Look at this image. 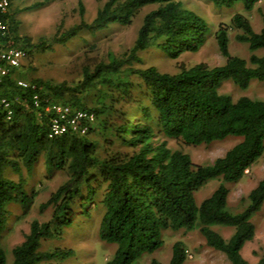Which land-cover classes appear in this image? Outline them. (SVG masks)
I'll return each instance as SVG.
<instances>
[{
    "label": "trees",
    "instance_id": "obj_1",
    "mask_svg": "<svg viewBox=\"0 0 264 264\" xmlns=\"http://www.w3.org/2000/svg\"><path fill=\"white\" fill-rule=\"evenodd\" d=\"M204 1L218 9L241 4L251 11L261 0ZM78 6L83 16L82 0ZM148 6L155 8L143 16L131 50L88 58L77 82L28 79L26 73L15 75L18 68L0 82V101L6 99L11 111L8 114L0 107V238L9 228L10 208L18 205L26 213L35 201L24 171L31 175L43 163L48 178L57 173L67 176L41 206L42 210L52 208L50 220L32 221L24 241L11 251V264H57L70 258L72 250H44L43 243L62 238L78 216H89L91 205L103 208L99 239L114 247L106 264H136L164 247L167 232L179 231L199 232L206 245L224 254L230 264H264V256L250 263L242 255L256 234L253 219L264 211V178L242 200L241 211H232L228 204V185L238 183L264 154V100L234 99L223 91L227 82L241 90L253 81L264 82V16L259 32L243 14L231 19L236 40L248 45L249 60L230 54L229 28L220 25L214 36L225 64L183 65L176 74L132 65L142 62L139 54L150 47L177 59L203 45L210 26L182 0H107L90 23L82 19L73 27L59 29L53 42L76 48L79 41L85 42L81 33L95 36L111 25H129ZM9 10L0 12V22L6 25V31H0V45L24 49L27 57L34 49L53 50L42 40L35 43L21 36L19 22ZM20 80L28 87L20 86ZM91 97L96 100L93 105L88 103ZM57 104L102 118L100 125L114 136L107 139L109 144L125 151L116 149L100 158L97 143L90 139L93 128L85 135L68 132L50 138L53 112L46 109ZM159 136L193 146L230 138L237 143L213 162L197 164ZM9 172L18 181L8 177ZM211 181L219 183L217 188L198 200L200 190ZM216 227L232 229L233 234L226 239ZM187 256L185 245L178 241L168 264H185ZM0 264H9L1 245ZM150 264L163 263L152 258Z\"/></svg>",
    "mask_w": 264,
    "mask_h": 264
},
{
    "label": "rangeland",
    "instance_id": "obj_2",
    "mask_svg": "<svg viewBox=\"0 0 264 264\" xmlns=\"http://www.w3.org/2000/svg\"><path fill=\"white\" fill-rule=\"evenodd\" d=\"M84 6L83 16L80 13L78 0H12L10 13L19 22L17 31L21 36H28L33 42L44 41L53 50L43 51L34 49L29 57L17 69L16 76L26 73L27 78L41 77L51 80L55 84L67 82L73 84L80 79L81 66L88 58L101 59L108 53L124 55L136 40L143 16L154 9L148 6L141 9L134 16L129 25H111L107 29L99 31L95 36L87 31L81 33L85 42H80L76 48H66L53 42V36L59 29H68L80 23L84 19L90 23L96 16L98 9L107 0H82ZM185 6L200 15L210 26L211 33L197 52H185L179 58L167 56L162 50L150 47L139 55L142 62L134 63L133 68L145 69L156 67L160 72L176 74L181 66L190 67L198 63H205L210 67L222 66L226 58L221 53L214 33L220 25L229 28V51L233 56L249 60L250 52L248 45L236 40L237 32L231 28V19L237 14H243L248 18L256 32L262 28L264 16V0L259 1L253 10L245 11L241 4L233 8L218 9L204 0H182ZM38 4V6L36 5ZM223 91L238 99L248 96L264 100V82L253 81L246 90H241L231 82L224 84ZM93 97V96H92ZM89 98L88 103L93 105L94 98ZM136 111H133V115ZM102 119V118H101ZM101 119H96L92 128L95 130L90 139L97 143V153L100 158L106 157L113 150H123L119 145L112 146L108 141L114 139L100 125ZM160 141L166 140L173 150H182L189 154L194 163H211L222 157L227 150L237 143L235 139L214 142L202 145H184L164 136L156 137ZM107 139H109L107 141ZM127 151V150H126ZM8 177L18 181L19 177L9 172ZM46 167L43 163L35 166L31 175L24 171V178L28 181L27 189L30 193H36V198L30 209L25 213L18 205L10 209V225L8 230L0 238V245L5 248L9 264L12 263V249L21 244L30 231L33 220L47 222L51 218L52 208L44 210L41 206L50 198L51 194L66 180L67 176L57 173L47 177ZM264 178V154L246 171L245 176L236 184L228 185L230 194L228 198L229 208L234 212L243 209V199ZM218 182L211 181L198 193V200L208 197L218 186ZM102 207L90 206L89 216H78L75 225L68 228L62 238H55L43 243L44 250L56 248L72 250L73 255L57 264H106L112 257L114 247L103 243L99 239L98 226L101 219ZM256 226V234L252 241L246 243L242 249L243 257L250 263H256L264 256V211L259 212L253 219ZM216 230L226 239L230 238L233 230L216 227ZM182 242L187 250L185 264H230L226 256L206 245L204 238L197 231L191 232H167L164 247L152 256L143 257L136 264H150L152 258H156L163 264H168L172 246L176 242Z\"/></svg>",
    "mask_w": 264,
    "mask_h": 264
},
{
    "label": "built area",
    "instance_id": "obj_3",
    "mask_svg": "<svg viewBox=\"0 0 264 264\" xmlns=\"http://www.w3.org/2000/svg\"><path fill=\"white\" fill-rule=\"evenodd\" d=\"M11 4L12 0H0V12H7ZM0 31H3V33L6 31V25L2 22H0ZM26 59L27 52L24 49L0 45V82L12 69L21 67ZM18 84L22 87H28V83L25 81L20 80ZM34 103L36 106L39 104L37 96L34 97ZM0 107L7 111L8 114L11 113L10 104L6 99L0 101ZM46 110L53 112L49 132L50 138L58 137L68 132L85 135L96 121L94 113L72 109L65 105H52L47 107Z\"/></svg>",
    "mask_w": 264,
    "mask_h": 264
}]
</instances>
